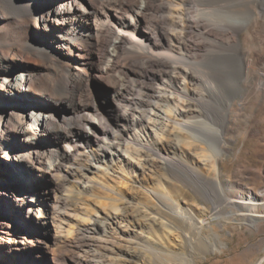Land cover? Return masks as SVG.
Here are the masks:
<instances>
[{
	"label": "bare ground",
	"instance_id": "obj_1",
	"mask_svg": "<svg viewBox=\"0 0 264 264\" xmlns=\"http://www.w3.org/2000/svg\"><path fill=\"white\" fill-rule=\"evenodd\" d=\"M258 19L264 20V0H0V63L20 68L11 72L14 93L62 100L70 110L60 120L48 105L36 108L41 101L35 96L24 106L0 101V158L45 177L34 194L0 185V201L39 226L37 237H28L0 221V264H18L10 255L33 248L34 242L27 244L32 238L44 243L37 251L44 260L34 255L30 263L55 264L51 247L67 238L73 223L88 230L86 239L112 232L147 255L155 253L154 241L169 242L181 233L201 239L209 228L218 237L213 223L232 220L261 230L264 188L229 195L219 166L232 123L228 112L236 110L238 95L250 83L264 91V60L255 64L241 49V32L252 34ZM190 31L197 37L192 43ZM93 52L105 53L103 66L89 59ZM31 55L33 63L18 65ZM235 57L242 67L236 80L229 63ZM6 88V77H0V89ZM103 97L110 98L107 104ZM13 134L21 136L23 150L12 140L7 148ZM51 143L60 148L49 150ZM171 169L203 188L215 203L212 212L172 197L180 185L169 178ZM227 206L235 210L226 212ZM125 221L140 231L124 228ZM111 250L103 253L113 260L138 257L113 245ZM77 251L82 261L86 252Z\"/></svg>",
	"mask_w": 264,
	"mask_h": 264
},
{
	"label": "rangeland",
	"instance_id": "obj_2",
	"mask_svg": "<svg viewBox=\"0 0 264 264\" xmlns=\"http://www.w3.org/2000/svg\"><path fill=\"white\" fill-rule=\"evenodd\" d=\"M152 13L153 12H151L150 14L151 17L153 16ZM252 28V34H249L247 31L241 32V49L244 51L247 50L250 54V57L256 64L264 60V20L258 19L257 23H255ZM196 38V34L190 31L188 36L189 43L196 41ZM89 49L88 51H91V49ZM100 54L101 53L97 54L93 52L89 59L99 66H103L106 60V56L105 53H103L102 55ZM22 60L18 61V65H22L23 67H27V63H33L34 61L32 55L31 57H22ZM229 63L230 65L234 66L235 71H233L232 73V78L236 80L238 75H240V73L242 72L241 60L238 57L229 58ZM12 69L4 62L0 63V77H6L7 82V88L5 90L0 89V101L4 106L12 107L13 103L15 102H19L22 104L21 106H24V101H31L28 99H32L35 96V101H41L38 102L39 104L35 106L36 108L41 109L42 107L44 108V106L46 107L48 105V108H51L52 111L56 114L55 116L60 120H63V118H65L64 116L68 115L70 110L67 105L62 102V100L59 103H50L43 96H36L32 94L29 95V97H22L19 94L14 93V84L12 82L13 77H11V72H18L20 68L12 67ZM249 85L251 86V88L247 87L238 95V99L235 103L236 110L234 109V111L228 112V118L232 123L229 124V127L226 131V150L219 158V166L221 165L220 171L222 172L221 174L225 179H227L225 191L229 195H235L236 193L244 192L248 189L258 190L264 188V91L263 89H260L258 86H255L252 83H250ZM91 87L93 101L100 109V96L99 99L96 97L100 95V92H98L97 89V84H93ZM107 98L108 99H106L105 97L102 98L104 104H107L109 102L110 98ZM40 134L41 135H39V137L41 138L42 133ZM20 137L21 136L19 134L11 135L9 137V145L7 146V148L10 147V140H12L13 143L17 145H15L16 149L18 148L23 150L25 147L21 145L22 140L20 139ZM63 141L64 138L61 134L59 143L62 144ZM55 146V143H51L48 146V149L52 151L54 149L60 148H55ZM63 160L65 159H61V161ZM48 161L50 162L49 159ZM21 166L22 163H18L17 165V162L12 163L7 161V158L1 157L0 185L2 186L3 184L2 187H5V189L7 188V190H9L10 192L23 189L24 191L30 190L31 193L34 194L35 189L42 187L41 185L43 184V180L45 179V177L40 174L38 175V172L34 169L32 170V174H29L30 171L28 169H24V167ZM209 168L210 167L207 166V171L210 172ZM151 177L152 178H150V180L153 183L155 181V176ZM169 178L174 181L176 179L177 184L180 185V187L175 189V191L171 194L174 199H177V201H180L183 205L191 206L193 208L197 206L195 207V210L209 213L212 212L215 203L212 202L209 196L204 194L203 188L201 186L199 187V184L197 185L196 182H193V180H191V178L186 176L184 173L175 171L173 169H171L170 171ZM179 188H181V190ZM132 193L133 190L129 188L125 191L127 197H129V195H132ZM90 201L91 199L88 200V202ZM5 204L6 202L0 201V221L12 222L10 228L12 231L16 229L19 232L24 233L25 236L27 235L28 237H37V234H39L37 233L39 226L35 227L33 225L31 221L32 218L28 217L27 214H25V217H21L22 212H18L14 204H12L9 208H7ZM126 210H128V208ZM231 210H235V208L232 206H227L225 209L226 212H229ZM225 211L223 212V214H227ZM126 213L127 215H129V210L126 211ZM167 215H170V213L167 212ZM16 220L20 222H16ZM126 221L123 223L124 228L128 230L134 229L133 231L137 232L140 231V228L138 226H136L135 228H129V226L125 227L124 225L125 223H127ZM176 223L180 227H182L184 231L188 230L187 227L181 222L176 221ZM128 224L131 225L133 224V222L129 220ZM224 224H212L214 230L219 235L218 237L212 236L211 230L209 228H204L202 233L204 234L206 239L204 237L201 239H197L194 236H189L191 233H188L189 237L181 233L180 238L169 240V242L162 243L154 241L153 245L157 252H150L148 253L149 255H147L146 252H144L143 248H141L140 246H137L131 242L127 243L124 240H118L116 235H114V233L112 232H109L108 235L106 234V238L104 236L105 239H102V237H98L99 235H97L93 236L92 239L91 237H88L89 239L87 238V240L83 235L84 233H87L88 230L86 232L85 229L80 230L77 228V226H75L76 224L73 223V227H71L72 231L70 230L71 233H62L65 236L67 235L66 237L68 238V240L67 238H65L63 241H61V243H59V245H56L57 247L55 245L51 247L54 250H52V256L56 261H54L55 264H73L74 261V264H83L84 259L86 261L84 264H97L96 260H112L115 261L116 264H257L258 261L262 257H264V222L262 224L261 230H255L248 224L239 223L232 220H229V222H226ZM62 225H65L67 227V225L69 224L66 225L63 223ZM83 225L84 224H81V226ZM144 230H147V227H145ZM59 234H61L60 231ZM79 236L84 237V239H81ZM78 237L81 239L80 241H78ZM114 239L117 240L114 241ZM31 242H34L33 248L21 247V251L13 250L12 253L15 255H10L13 262L17 261L18 264H31L29 260L34 259L31 258L34 255H36V259L43 262L44 258L38 257L37 254L39 253H37V251L39 247L44 243H38L36 242L35 238H32L31 240L27 241V244ZM88 242H91V244L89 243L88 245L90 247L87 246ZM95 243L97 245H93ZM11 244H13V241H11ZM80 244H83V246H80ZM72 245H74L75 248ZM111 245L119 249L124 248L131 252L133 251L138 257H129L127 259L122 256H115L118 260H113L114 255L109 254V259L107 258V252L112 251ZM79 247L81 248L79 249ZM87 247L89 248V250ZM91 249H96L94 250L95 254L91 251ZM77 250H84V252H86V254L83 252L86 257L83 256L84 259L82 261L81 256L77 258V255L79 254V251ZM90 252L91 255H89ZM98 254L103 255L99 256ZM93 255L94 257H96L95 260L94 258L90 259L93 257ZM86 259H88V261ZM261 264H264V261Z\"/></svg>",
	"mask_w": 264,
	"mask_h": 264
}]
</instances>
